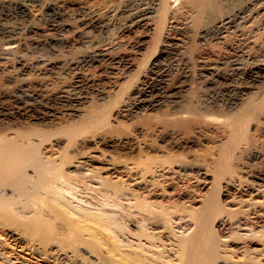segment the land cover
I'll list each match as a JSON object with an SVG mask.
<instances>
[{
  "label": "bare ground",
  "instance_id": "1",
  "mask_svg": "<svg viewBox=\"0 0 264 264\" xmlns=\"http://www.w3.org/2000/svg\"><path fill=\"white\" fill-rule=\"evenodd\" d=\"M220 2L221 11L208 12L209 0H121L119 6L101 14L89 6L75 10L68 0H0V74L12 81L30 73L54 80L60 77L59 71L79 72L101 64L126 73L133 63L130 52L141 54L144 43L137 38L144 33L156 29L167 35L189 32L202 46L220 45L221 50H226L225 56L218 63L200 57L194 69L182 46L167 41L160 51L162 57L152 62L136 88L126 98L110 101L117 108V116L137 119L144 113L165 109L173 119L184 118L190 115L191 107L207 120L233 111L248 114L259 107L249 102L252 95H258L255 91L264 81V0ZM199 18L202 24L196 27ZM74 23L80 28L83 52L68 59H54L57 47L62 51L72 49L64 32ZM255 46L259 52L254 51ZM48 51L54 58L46 55ZM82 81L76 79L56 94L42 88L30 90L20 81L10 93L9 101L16 109L8 114L20 113L25 106L37 110L41 119L56 115L79 117L82 106L92 100ZM194 87H198V93L189 99ZM96 98L105 102L108 97L100 91ZM261 113L264 116V109ZM107 118L103 111L91 113L79 128L69 133L67 130L66 144L55 137L64 134L63 130L0 129V264H264L263 234L261 240L258 236L256 241L247 239L248 244L238 249L230 248L233 240L230 244L219 237L217 220L225 215L228 224L244 211L227 210L219 199L222 189L218 186V192L211 189L201 201L198 189H178L182 182L178 176L168 177L163 172L149 179L165 162L174 163L173 159L166 158L163 165L156 166L161 158H147L146 153L142 155L145 159L137 161L138 155L133 157L134 163L130 160L133 166L126 172V168L120 170L118 156L112 168L116 171L106 170V175L94 165L96 158L94 162H80L82 150L74 153L70 147L82 145L77 138L89 131L82 125L96 124L97 129V124ZM88 131L92 135L93 130ZM175 131L160 138L172 143L181 140ZM51 141L54 145L48 146ZM111 142L104 145L115 150ZM54 146L62 151L58 158L48 155L56 153ZM250 152L252 162L264 163L263 153ZM263 168L250 176L264 181ZM187 171L196 177L209 176L208 170L194 164L184 165ZM216 179L217 176L212 181L217 183ZM174 185H178L177 190ZM172 187L175 193H166ZM178 225L190 231L176 232ZM238 237L234 235L232 239Z\"/></svg>",
  "mask_w": 264,
  "mask_h": 264
},
{
  "label": "rangeland",
  "instance_id": "2",
  "mask_svg": "<svg viewBox=\"0 0 264 264\" xmlns=\"http://www.w3.org/2000/svg\"><path fill=\"white\" fill-rule=\"evenodd\" d=\"M220 1L209 0L210 5L208 6L207 11H221L222 6L220 5ZM68 2L71 8H74L78 11H82L83 9H85V7L88 8L89 6L97 10V12L105 14L111 7L113 8L115 6H119L121 0H68ZM201 24V18L197 19L195 26L199 27ZM65 29L66 30L64 32V37L65 39H67V43H69L70 45L72 44L70 47V49L72 48L70 50L71 52L67 51L66 49L62 51L63 49H58L57 47V50H59L58 52L61 51V53L57 52L54 55L52 52L50 53L48 51L46 55L52 56V58H54L55 56L54 59H56L57 57V59H62L64 56H66V58L64 57V59H68L71 58L70 56H76L73 55L75 53L80 54L81 52H83L84 48H82V39L80 37V28H78V25H71L66 27ZM262 38L264 39V35L262 36ZM137 39L143 41L144 46H141L143 48L140 51V55L137 53L132 54L133 52H130L128 56H130L129 58L133 62V67L131 66L128 72L126 70V73H124L125 70L124 72H122V70H119L120 68L118 67V69L115 67H113L114 69H111V67L107 66L106 64V66H104V64L102 66L101 64V66L94 65L91 67H85L79 72H66L67 74L62 73V71L56 70L60 73V77L57 76L59 78H54V80L56 81H54L53 79L51 80L50 78L49 80H47L46 76L43 77L42 75L40 77L34 75L33 73L24 76V79L23 77H19L18 79H13L12 81L5 77V74V76H3V74H0V129L3 130L10 128L12 129V131L44 129L48 131L52 130L54 132L63 130L64 134L55 137L57 139L60 138L59 140H62L61 142L66 144L69 141V138L66 135L67 130L69 133V131L75 130L76 127L79 128L82 124V121L88 115L94 112L103 111V113L108 114V118L106 122H102V124L99 123L100 126L99 124H97L98 128L101 127V130L103 132L100 130V128L99 132L97 131L98 128L96 129V124H92V126L90 127L89 125L91 124H89L87 127L82 125V127H84V130L89 129V131L91 130L90 132H92L93 130L92 135L91 133H87L88 130L85 131V133L79 136L81 138L78 137V140L76 141L77 143L79 142V144L82 145L78 147V144H75V148L70 147L71 151L75 150L74 153H76V151L79 149L82 150V154L85 153L83 155L81 154L79 159L80 162H82V160H85V163L95 161L94 165L100 166L97 167L102 169L103 175H106L107 172L116 171L112 168H114L113 165L115 164L114 159L118 158V156L119 159H116V161H121L119 164L121 166L119 168L121 171L127 170L126 172H128L127 167L133 166V157L136 158L138 157V155V159L136 158L137 161L141 158L145 159L146 157L143 156H147L146 153H148L147 158H149L150 156L151 159L155 157L160 160L161 158L162 162L154 158V160H157L159 163H155L156 166L161 164L163 165V161H167L166 158L173 159L175 161L174 163L170 160V162L168 161L170 165L166 164L165 162L163 166L164 168L162 167L158 172L156 171V174H154L155 176L151 174L149 179H155L158 177L156 176L157 174L161 175V173L163 172H166V175L168 177L172 176L175 178L178 176V178L182 180V182L179 183V187L178 185H174V187H176L175 189L177 190V187L178 189H184V186H188L186 189L189 188V190H193V188H195L196 190L198 189L197 191L202 192H197L199 195L198 198L201 201L204 199V196L206 194L208 195L209 192H212L214 189H222L221 191L217 190V192L219 191L218 195L221 192V197L219 195V199L221 200V202L224 201L223 203L225 204L226 209H230V211H236L241 208L244 212L241 213L243 215L239 213L240 216L238 215V218L231 220L228 224L226 222L228 217H225V215L221 216L218 219L219 221L217 220L215 228L216 230L218 229V234L219 237H221V240L223 242L230 241V244L233 240V246H230V248L232 247L233 249H238V247L247 245V239L248 241H250L252 238L253 240H255V237L258 236L259 238H257L261 240V238L263 237H260V235H264V232L262 233V231H264V181L256 180L250 175L251 172L253 173L256 171H261L264 167L262 166L264 165V163L262 161H255L257 162L256 164L255 162H252L250 151L258 150L264 154V116L261 113L262 109H264V81L262 82V84H260L262 85L260 89L255 91L258 93V95H252V100H250L249 102L251 104H257L259 107L256 111H252L248 114L245 113L246 111L242 110L233 111L231 113H222L220 114V117L215 120H207L199 114L196 108L191 107L190 115L184 118L174 117L173 119L172 116L169 115L168 110L166 111L165 109L144 113L138 116L137 119H127L125 117L122 118L121 116H117V114L115 113L117 111V108L115 107V109L114 107H112L113 103L120 98L123 99L122 97L126 98V96H128L129 93H131L133 89L136 88L140 80L144 77V74L148 73L152 62L156 61L159 57H162L160 51L167 41L171 40L173 42H178L182 46L185 55L189 60L192 61V67L195 66V62L199 60L200 57L204 56L205 58L208 57L207 59L218 63L220 59L225 56L224 54L226 52V50H221L220 45H216L213 47L202 46L200 44V41L189 32H172V34L167 35L164 31L156 29L154 31H148L147 33H144ZM73 46H75V49L73 48ZM216 47L220 49H216ZM257 48L258 47L255 46L254 51H256ZM65 52L67 55L65 54ZM193 68L196 69V67ZM193 68L192 70L194 71ZM115 69H117L119 72H117V70ZM76 79L80 81L83 80L82 82L87 84L89 96L90 99H92L87 104H84L82 106V113L80 112L81 116H68L62 118L61 115H56L54 117L45 116L41 119V116L39 115V112L37 110H30L25 106L21 107L20 113L8 114L9 112H14V110L16 109L14 108V103L9 100H11L10 93H14L13 91H15L16 86L18 87L20 81H22L21 83H25L26 85H28L27 88H30V90L34 88H42V90L45 89V92L49 91L48 93L56 94L64 90L66 86L72 85L76 81ZM195 88L196 87H194L193 90L190 91V97L188 96L189 99H193L195 95H197L198 87L196 88V90ZM100 91L102 94L105 93L108 97L105 102L97 101L98 99L96 97L97 94L100 93ZM111 100H113V103L111 102L112 105L110 104ZM109 106L112 110L108 109ZM107 110H109L110 112H107ZM91 128H95L96 132L95 129ZM103 128L108 130H105ZM174 131L177 132V134L179 133L181 140L179 139V141H174L172 143L171 141L165 142L162 140V138H160L162 135L164 138V136L168 134V132L171 133ZM104 133H107L108 135ZM97 134L99 136H97ZM96 139L98 142L96 141ZM111 140V144L114 145V149L116 148L115 150L111 149L112 151L104 145L106 144V141ZM125 140L129 143H127ZM82 141L86 142L84 143ZM51 143L50 145L48 143V146L54 145V142L51 141ZM100 143H102V145ZM85 149L88 150L86 151ZM102 149L104 151L106 150L107 154L106 152L103 153ZM53 150H55L56 153L54 154V152H51L48 155L53 154V157L55 156L58 158L59 154L62 151L59 150V148L56 146L53 147ZM139 150L143 151L144 153L140 152ZM86 152H91V155H93L94 158L93 156L91 158L90 153L87 154ZM86 154L88 155L89 159H87L88 157ZM126 159H128V163L130 162L129 164L125 161ZM130 160H132L133 162ZM111 161H113V164ZM192 164L201 166L204 169L208 170L209 176L199 175L198 177H196L190 171L184 172V165ZM73 170L74 169H72V171ZM106 170L109 171L106 172ZM211 175L214 178L217 176L218 179L216 180H218L219 183L213 182V177L211 178ZM114 176H117V173L114 174ZM181 177L183 179H181ZM202 177H205L204 180H200V178ZM187 178L189 181L187 180L186 183L184 180H186ZM132 184H135V182H132ZM214 184H216V186ZM217 186L218 188L216 189ZM173 189V187L168 189L166 193H173L175 191ZM195 189L194 191L196 192ZM201 205L202 202L198 203L196 207H200ZM241 209L239 211L242 212ZM241 216L242 218L241 220H239V217ZM187 228L188 227H180L178 225V228L176 227V232H188V230L190 231V229L186 230ZM232 235L233 237L234 235L235 237H241L242 235L243 238L238 237L239 239L234 238L236 239L234 240L232 239ZM253 235L255 236L253 237ZM260 243L261 241H259V244Z\"/></svg>",
  "mask_w": 264,
  "mask_h": 264
}]
</instances>
